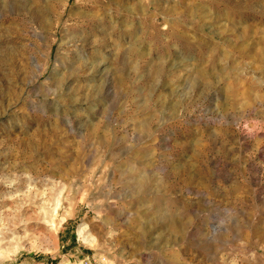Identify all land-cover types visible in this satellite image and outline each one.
Returning a JSON list of instances; mask_svg holds the SVG:
<instances>
[{
  "label": "rangeland",
  "instance_id": "rangeland-1",
  "mask_svg": "<svg viewBox=\"0 0 264 264\" xmlns=\"http://www.w3.org/2000/svg\"><path fill=\"white\" fill-rule=\"evenodd\" d=\"M264 264V0H0V264Z\"/></svg>",
  "mask_w": 264,
  "mask_h": 264
},
{
  "label": "built area",
  "instance_id": "built-area-1",
  "mask_svg": "<svg viewBox=\"0 0 264 264\" xmlns=\"http://www.w3.org/2000/svg\"><path fill=\"white\" fill-rule=\"evenodd\" d=\"M88 264H108L107 259L105 257H101L100 259L89 261Z\"/></svg>",
  "mask_w": 264,
  "mask_h": 264
}]
</instances>
